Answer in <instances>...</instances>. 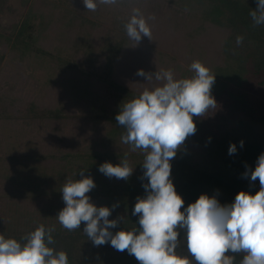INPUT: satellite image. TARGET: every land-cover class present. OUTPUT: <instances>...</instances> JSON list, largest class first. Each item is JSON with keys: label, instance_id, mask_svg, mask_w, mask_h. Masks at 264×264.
Here are the masks:
<instances>
[{"label": "trees", "instance_id": "1", "mask_svg": "<svg viewBox=\"0 0 264 264\" xmlns=\"http://www.w3.org/2000/svg\"><path fill=\"white\" fill-rule=\"evenodd\" d=\"M21 3L27 7L22 20L13 27L0 26V124L17 120L35 146L31 154L22 148L0 155V164L13 169L12 164L32 160L41 169L40 187L34 200L28 201L34 212L62 210L65 203L56 191L57 177L67 179L68 171L80 175L83 169L96 185L87 193L91 203L110 209L117 205L112 210L115 214L120 208L127 212L110 231L139 228V217L132 211L137 197L147 195L143 185L148 181L142 178L144 155L122 143L125 129L115 121L123 103L159 83L137 76L138 70L171 69L180 79L191 77L190 65L199 60L216 75L211 89L214 98L228 93L244 103L245 95H235L236 88L244 87L250 75L264 80V25L254 26L249 15L257 7L256 0H119L116 5H99L95 12L88 11L82 0ZM133 8L145 17L155 16L148 20L151 40L143 37L138 45L124 28ZM6 11H14L10 0H0V13ZM238 35L244 37L239 46ZM244 47L252 52H242ZM35 64L49 72L45 81L34 77ZM193 119L195 134L170 161V179L184 200L181 211L202 194L226 205L241 191L253 195L259 191V180L252 182L250 171L264 154V113L240 119L218 134L201 117ZM231 144L237 151L229 155ZM126 153L134 168L127 180L99 171L105 162L119 164ZM51 177L53 186L48 183ZM8 180L0 174V205L8 199ZM27 233L0 230L5 238L21 243ZM52 235L51 247L65 251L69 264H92L101 254L109 264L138 262L110 242L95 246L80 229L70 232L60 226ZM178 240L181 248L187 246L185 230L179 231ZM235 255L239 264L244 254Z\"/></svg>", "mask_w": 264, "mask_h": 264}, {"label": "clouds", "instance_id": "2", "mask_svg": "<svg viewBox=\"0 0 264 264\" xmlns=\"http://www.w3.org/2000/svg\"><path fill=\"white\" fill-rule=\"evenodd\" d=\"M88 11L95 12L99 5H116L119 0H82ZM256 9L249 15L254 26L264 25V0H256ZM155 16L145 17L139 8L124 25L127 37L138 45L143 37L151 40L148 23ZM238 35L236 44L243 43ZM191 77L177 79L171 69L146 73L143 69L136 75L147 81L159 82L153 88L120 106L115 116L118 125L125 129L122 143L132 152L144 155L142 178L147 195L137 197L133 216H138L139 228L113 233L118 220H110L113 205L97 207L87 195L95 188L94 180L67 178L61 188L65 207L59 211L57 220L67 231L85 227L83 233L95 246L110 242L117 251L133 255L139 264H235V254L243 253L239 264H264V154L258 157L254 170L250 171L252 182L259 180L260 189L254 195L239 192L233 203L221 205L215 196L202 194L181 211L184 200L176 192L170 179L171 163L185 140L194 135L197 128L193 117L206 116L216 108L211 94L216 75L199 60L190 65ZM243 147V141L240 142ZM236 145L229 146V155L236 153ZM127 159L113 165L105 162L99 171L105 176L127 180L133 173ZM245 176L249 172H245ZM55 226L40 224L27 233L21 243L0 234V264H69L65 251L51 247L55 243L52 233ZM185 230L187 251L192 259L177 250L181 241L179 231ZM231 253L233 255H228Z\"/></svg>", "mask_w": 264, "mask_h": 264}, {"label": "rangeland", "instance_id": "3", "mask_svg": "<svg viewBox=\"0 0 264 264\" xmlns=\"http://www.w3.org/2000/svg\"><path fill=\"white\" fill-rule=\"evenodd\" d=\"M10 4L13 6L14 11L0 13V26H15L22 20L27 10V7H23L21 0H10ZM248 46L250 47L252 44ZM249 47L241 49L242 52L251 53L252 49ZM33 71L34 77L41 82L45 81L49 75L47 69L37 64L33 66ZM238 93L245 95V103L236 100L234 96L228 93L221 97H215L217 106L215 109L209 111L206 116L201 117L203 124L218 134L226 128L235 126L240 119L259 117L264 113V80L261 76L250 75L244 87L236 88L234 94ZM24 133L22 126L17 120H4L0 124V155L15 153L22 148L31 154L35 141L24 136ZM12 166L13 169H8L0 164V174L7 175L8 182H10L6 188L8 199L0 205V230L9 232L22 229L31 232L40 224H44L46 228L55 226V229H57V227H60L61 225L56 217L59 211L56 208H45L43 211L34 212V209L29 207L28 201L32 202L34 200V193L40 187L41 180L37 179V177L43 176V173H40L41 169H36V163L32 160L29 164H12ZM67 175L73 180L77 176L81 178V175H78L74 171H68ZM57 180L59 183L56 191L58 190L62 194L61 188L66 182V178H64V175H61L57 177ZM54 181L51 177L48 182L49 185L53 186ZM126 214L127 212L123 208H120L116 214L111 213L109 219L125 218ZM84 227L85 224L82 222L80 226L82 232ZM177 251L192 259L187 251V246H184V248L180 247ZM112 254L114 255L115 253L112 252ZM98 257L99 259L92 264H109L107 260H103L102 254ZM136 264H139V261Z\"/></svg>", "mask_w": 264, "mask_h": 264}]
</instances>
